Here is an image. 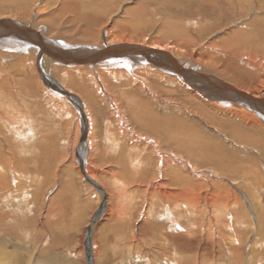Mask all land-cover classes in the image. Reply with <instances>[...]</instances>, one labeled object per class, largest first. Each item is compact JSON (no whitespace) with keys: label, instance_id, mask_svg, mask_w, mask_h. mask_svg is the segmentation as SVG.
<instances>
[{"label":"rangeland","instance_id":"1","mask_svg":"<svg viewBox=\"0 0 264 264\" xmlns=\"http://www.w3.org/2000/svg\"><path fill=\"white\" fill-rule=\"evenodd\" d=\"M39 1L35 31L60 32L54 38L75 50L88 47L75 54L92 58L105 45L123 44L128 29L129 38L139 39L131 43L141 47L174 45L188 53L192 43L202 44L209 49L198 57L201 65L216 57L225 39L231 41L212 16L203 20L195 7L182 11L191 0H106L96 27L99 42L83 38L78 15L61 12L66 0ZM74 1L97 9L94 0ZM8 10L21 14L12 4ZM256 14L237 18L234 29L257 37L247 27ZM135 50H115L111 58L134 57ZM133 60L130 69H103V84L88 65L56 66L43 78L37 56L19 71L0 70V151L6 155L11 147L16 156L9 166L14 172L3 170L9 191H0V264H264V150L254 152L253 145L224 131L223 137L188 108L168 104L167 97L194 109L204 106L217 117L212 123L222 122L218 128L226 124L227 115L201 99L193 103L192 86L177 75L157 69L151 59L153 67ZM216 67L223 70L222 63ZM250 85L260 90L264 82ZM238 90L253 96L256 89ZM254 158L263 164L261 173L247 175ZM152 183H164L172 196L150 191Z\"/></svg>","mask_w":264,"mask_h":264},{"label":"bare ground","instance_id":"2","mask_svg":"<svg viewBox=\"0 0 264 264\" xmlns=\"http://www.w3.org/2000/svg\"><path fill=\"white\" fill-rule=\"evenodd\" d=\"M42 2L43 1L40 2L39 0H0V46L5 50L4 52H0V70L8 69L19 71L23 62H27L37 56L41 59L42 65H40V71L43 78L50 69L56 66H58L57 68H61L62 66L84 68L86 67L85 65H88L91 68L93 67L94 71H97H95V74L98 73V79L100 83L103 84V78L101 77L103 69L112 67L115 68L113 70L117 72L119 70L117 67L121 65L130 69L132 67V63L130 62L131 58L137 62L140 61V63L145 60L141 64L152 66L153 63L150 65L148 59L142 57H126V55H123L124 57L121 56V58H119V56L115 59L111 58L112 55L110 52L112 51L115 52L116 50L117 52L123 53L141 47V45L132 44V41H138L139 39L129 38L131 31L129 29L127 30L129 34H124L125 37H123V39L125 42L123 44L105 45L99 49H97V47L98 56L95 58L83 55V53L75 54L77 51L83 52L89 50V48H80L76 50L69 48L68 43L63 39L54 38V36H60L58 34L60 32L54 34L55 30L50 31L48 28L42 29L41 27L40 30L42 32H36L35 27H38V24L35 21V12L41 11L39 5ZM9 4L21 10V14L16 16L13 11L8 10ZM94 5H97V9L89 10L91 9L89 4H78L74 0H66L61 4V9H59L61 12L70 11L78 15L77 18L85 25L86 33H84L83 38H89V40L93 42H99L100 35L96 27L102 23L107 11L106 5L108 4L106 0H94ZM44 7L45 5L43 8ZM192 7H195L194 12H199V14L203 16V20L210 15L214 20V24H220L219 29L225 27L224 31L228 33L231 41L225 39L222 43L227 45L215 52L218 59L212 54L203 65L199 64L201 62L198 57L205 50L204 47L206 46L202 47V44L198 43H192L188 53L185 52L183 48L175 49L174 45H166V47L159 46V49H157V47L152 48L157 51V57H153V62L156 64L155 67H158L157 69L177 75V78L182 80L187 88L192 86L191 88H193V91L189 92V96L193 97V103H200L199 99H201L215 111L227 115L222 118V121L226 122V124L222 126L223 130L218 128L217 125H220L222 122L219 121L217 125L212 123L216 121L217 117L211 115L209 110L203 105L202 108L194 109L192 106L186 107L176 100L167 99L168 97L165 101L170 105H181L184 111L188 108L191 116L199 118L211 129H216L223 137H227L223 134L224 131L240 142L253 145L254 152H256L257 147L264 150V86L262 87L261 85L262 88L259 90V88L257 89L255 86L250 85L251 80L256 82L263 80L264 82V56H254L251 58L249 55L251 50L259 49L264 52V0H200L199 2L197 0H191L189 5L185 4V9L182 8V11L193 13ZM252 11H255L257 14L249 20L247 27L251 26L254 31L257 32V37L251 36L246 31L238 33L237 29H234L238 26L235 20L243 16H245L243 18V20H245ZM30 14L31 17L29 19L31 21H26L25 23L20 21V19H24ZM20 16H22V18L18 19ZM32 16H35V18ZM13 21L14 23L11 24L10 22ZM238 21L241 22V20ZM15 22H21L24 26ZM222 23H224V26H222ZM244 26L246 27L245 23ZM176 34L180 35L181 32L177 31ZM146 40L147 39H143L141 41L147 44ZM216 44L214 45L215 48L218 46V44ZM5 46H7V48H5ZM123 46H128V48L126 47L127 49L124 50ZM208 49L209 48L206 47V51H208ZM105 51L109 52L105 53ZM106 54H109L108 57H104ZM195 56L196 59L194 58ZM158 57H163L164 59L162 58L163 60H161ZM213 57H215L214 61H211ZM168 63L169 68L165 67ZM221 63L223 70L216 67L220 66ZM154 71L152 72L159 74V71H156V69ZM145 79L146 78H144V80ZM102 84H100V87ZM63 89L62 87V90ZM101 89H104V87H101ZM238 89L247 92L250 89L256 90L255 93H253V97L247 93L240 92ZM105 90L106 89H104V93L106 92ZM67 93L71 97H74V95L68 91ZM184 94L186 96L185 98H187V94L185 92ZM248 108L252 109V111L249 112ZM174 111H176V109ZM177 121V119L174 120L176 124ZM147 123L149 124L147 126L152 127L154 131L159 130V134H163L167 137L171 136L168 132L160 130L153 121H148ZM180 124L181 123H179V125ZM155 141L156 140L152 139V143H155ZM243 151L244 150L234 152L231 150V153L238 155L243 153ZM159 153L161 157L164 156L163 152L160 151ZM12 154L11 147L6 155L0 151V191H5V193L9 191V185L4 183L3 170L6 169L8 171L9 166L14 163L16 156H11ZM86 154L88 155V153ZM253 157L254 155L251 156V159H253ZM262 165V163H259L257 159L254 158L252 165L247 169V175L252 174L251 176H253L260 174ZM17 167L19 168L20 166L17 165ZM86 171L97 181L95 174L90 173L89 170ZM12 172L14 171H10V173ZM19 181L20 178L18 177L16 184ZM163 184L152 183L150 191H159L165 197L167 195L172 196L171 190H167V187ZM10 186H12V184H10ZM234 186L236 188V185ZM146 188L148 189L147 185ZM175 192L179 194L176 190ZM246 197H248V195ZM246 201L251 203L248 198H246ZM246 201L244 202L247 203ZM156 202L157 201H155V204ZM253 208L254 207H252V209Z\"/></svg>","mask_w":264,"mask_h":264},{"label":"water","instance_id":"3","mask_svg":"<svg viewBox=\"0 0 264 264\" xmlns=\"http://www.w3.org/2000/svg\"><path fill=\"white\" fill-rule=\"evenodd\" d=\"M156 53H157V51H155V49H152V48H148V47H137V49L135 51H133L131 54L134 57H145V59H151V60H153V57H157ZM108 55L109 54H106V55H104V57H108ZM158 58H160L161 60L164 59L163 57H158ZM107 59H109V58H107ZM133 61H135V60H133ZM144 61L145 60H143L142 62H144Z\"/></svg>","mask_w":264,"mask_h":264}]
</instances>
